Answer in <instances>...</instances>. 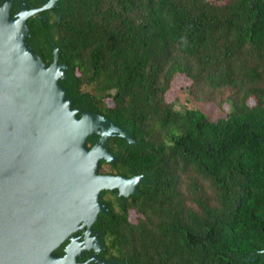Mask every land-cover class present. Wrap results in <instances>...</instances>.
<instances>
[{
  "label": "trees",
  "instance_id": "16d2710c",
  "mask_svg": "<svg viewBox=\"0 0 264 264\" xmlns=\"http://www.w3.org/2000/svg\"><path fill=\"white\" fill-rule=\"evenodd\" d=\"M56 31V64L68 65L77 98L147 145L99 161L100 174L149 176L107 203L97 258L264 264V0H64ZM38 50L48 62L49 48ZM176 75L189 84L166 101Z\"/></svg>",
  "mask_w": 264,
  "mask_h": 264
},
{
  "label": "water",
  "instance_id": "95a60500",
  "mask_svg": "<svg viewBox=\"0 0 264 264\" xmlns=\"http://www.w3.org/2000/svg\"><path fill=\"white\" fill-rule=\"evenodd\" d=\"M34 13L38 39L27 31ZM63 14L64 0L0 3V264H117L97 258L105 249L99 225L107 203L148 183V172L97 173L101 159L114 165L125 149L147 145L69 87L71 70L56 64ZM40 45L49 48L48 62Z\"/></svg>",
  "mask_w": 264,
  "mask_h": 264
},
{
  "label": "rangeland",
  "instance_id": "374dc122",
  "mask_svg": "<svg viewBox=\"0 0 264 264\" xmlns=\"http://www.w3.org/2000/svg\"><path fill=\"white\" fill-rule=\"evenodd\" d=\"M188 84H189L188 80H186L182 75H176L170 85L169 90L166 92L165 95L166 101L175 100L177 98L182 99L180 87L187 86ZM106 102H107V106H111V102L109 100H107ZM199 105H200L199 107H201L204 111L207 112V115L209 117H214L220 114L218 109H215L213 104L208 103V101H205V103H199ZM129 217L131 220H133L135 216L134 214H131Z\"/></svg>",
  "mask_w": 264,
  "mask_h": 264
},
{
  "label": "flooded vegetation",
  "instance_id": "af4514ba",
  "mask_svg": "<svg viewBox=\"0 0 264 264\" xmlns=\"http://www.w3.org/2000/svg\"><path fill=\"white\" fill-rule=\"evenodd\" d=\"M3 0H0V3L2 2ZM98 171H99V166L97 167V173H98ZM98 174H100V173H98ZM101 175H105V174H103V173H101ZM113 261V260H112Z\"/></svg>",
  "mask_w": 264,
  "mask_h": 264
}]
</instances>
